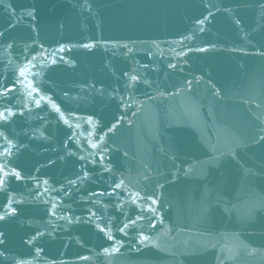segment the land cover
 I'll use <instances>...</instances> for the list:
<instances>
[{
    "label": "water",
    "instance_id": "obj_1",
    "mask_svg": "<svg viewBox=\"0 0 264 264\" xmlns=\"http://www.w3.org/2000/svg\"><path fill=\"white\" fill-rule=\"evenodd\" d=\"M0 264H264V0H0Z\"/></svg>",
    "mask_w": 264,
    "mask_h": 264
}]
</instances>
